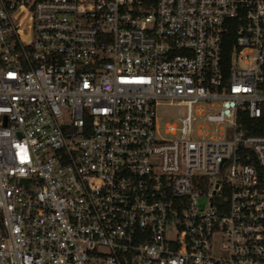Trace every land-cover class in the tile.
<instances>
[{"label": "built area", "instance_id": "obj_1", "mask_svg": "<svg viewBox=\"0 0 264 264\" xmlns=\"http://www.w3.org/2000/svg\"><path fill=\"white\" fill-rule=\"evenodd\" d=\"M263 117L264 0H0V264H264Z\"/></svg>", "mask_w": 264, "mask_h": 264}, {"label": "trees", "instance_id": "obj_2", "mask_svg": "<svg viewBox=\"0 0 264 264\" xmlns=\"http://www.w3.org/2000/svg\"><path fill=\"white\" fill-rule=\"evenodd\" d=\"M251 123H254L256 126L249 128L250 132L264 134V117L258 121H252Z\"/></svg>", "mask_w": 264, "mask_h": 264}, {"label": "rangeland", "instance_id": "obj_3", "mask_svg": "<svg viewBox=\"0 0 264 264\" xmlns=\"http://www.w3.org/2000/svg\"><path fill=\"white\" fill-rule=\"evenodd\" d=\"M164 125V122L162 123V126Z\"/></svg>", "mask_w": 264, "mask_h": 264}]
</instances>
